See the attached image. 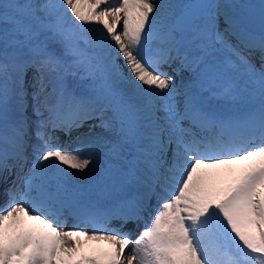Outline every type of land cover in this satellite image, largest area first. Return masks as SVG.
<instances>
[{
    "label": "snow or ice",
    "instance_id": "obj_1",
    "mask_svg": "<svg viewBox=\"0 0 264 264\" xmlns=\"http://www.w3.org/2000/svg\"><path fill=\"white\" fill-rule=\"evenodd\" d=\"M0 196V264H264V0H0Z\"/></svg>",
    "mask_w": 264,
    "mask_h": 264
},
{
    "label": "bare ground",
    "instance_id": "obj_2",
    "mask_svg": "<svg viewBox=\"0 0 264 264\" xmlns=\"http://www.w3.org/2000/svg\"><path fill=\"white\" fill-rule=\"evenodd\" d=\"M103 6H107V5H103ZM109 20H110V22H114V18L113 17H109ZM122 26H123V18L121 19V22H120V27H122ZM121 63H122V61H121Z\"/></svg>",
    "mask_w": 264,
    "mask_h": 264
}]
</instances>
